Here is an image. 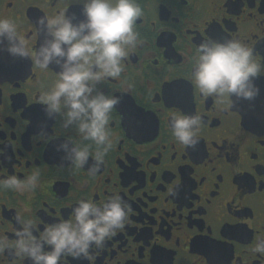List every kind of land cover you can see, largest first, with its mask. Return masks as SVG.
Segmentation results:
<instances>
[{
	"label": "flooded vegetation",
	"instance_id": "obj_1",
	"mask_svg": "<svg viewBox=\"0 0 264 264\" xmlns=\"http://www.w3.org/2000/svg\"><path fill=\"white\" fill-rule=\"evenodd\" d=\"M137 2V44L118 76L95 83L119 97L109 122L113 144L98 169L92 142L44 111L40 92L58 69L0 49V178L40 173L34 189L0 191V238L14 239L17 217L43 230L69 218L81 197L100 203L118 193L130 205L124 227L91 257L60 264H264V253L253 251L264 237V72L252 101L204 96L191 80L192 54L209 37L241 39L264 65V0ZM80 7L77 0H0V16L16 20L31 52L46 37L41 18ZM175 113L201 116L194 145L172 136ZM66 140L90 145L88 164L63 159L57 145ZM0 264L31 261L7 249Z\"/></svg>",
	"mask_w": 264,
	"mask_h": 264
},
{
	"label": "clouds",
	"instance_id": "obj_2",
	"mask_svg": "<svg viewBox=\"0 0 264 264\" xmlns=\"http://www.w3.org/2000/svg\"><path fill=\"white\" fill-rule=\"evenodd\" d=\"M80 13L62 10L41 18L46 37L31 52L18 32L16 20L0 16V49L12 56L34 55L41 69L55 66L57 78L40 92L48 116H63V127L75 126L84 141L95 146L94 168L98 169L112 147L109 122L119 97L95 90V83L122 72V60L138 41L135 25L143 15L137 0H77ZM5 41L7 44L5 45ZM264 65L254 59L253 50L239 38L202 40L192 54L191 80L204 96L227 101L235 96L252 101L260 94L256 79ZM199 114L175 113L170 119L172 136L182 145L197 142ZM90 145L66 140L57 145L68 164H88ZM39 171L21 179L15 174L0 178V191L24 192L39 182ZM130 205L118 193L97 203L81 197L69 218L46 224L43 230L31 217L20 218V227L9 241L0 238V251L11 249L16 257L31 264H60L65 256L91 257L129 219ZM254 252L264 253V237L256 240Z\"/></svg>",
	"mask_w": 264,
	"mask_h": 264
}]
</instances>
